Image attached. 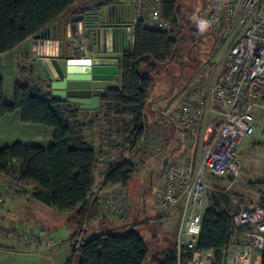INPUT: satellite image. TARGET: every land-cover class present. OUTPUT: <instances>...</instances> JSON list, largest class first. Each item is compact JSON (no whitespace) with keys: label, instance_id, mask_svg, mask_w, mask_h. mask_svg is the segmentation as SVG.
Masks as SVG:
<instances>
[{"label":"trees","instance_id":"trees-1","mask_svg":"<svg viewBox=\"0 0 264 264\" xmlns=\"http://www.w3.org/2000/svg\"><path fill=\"white\" fill-rule=\"evenodd\" d=\"M213 1L208 0V5ZM82 5L81 0H0V54L62 20L68 21L70 17L75 21L81 19L85 9ZM200 5L195 7L192 0L163 3L162 17L171 22V33L148 28L140 21L134 24L131 49L124 52L118 61L121 85L110 86L102 92L97 110L105 117L127 116L126 120L119 118V121L123 127L122 140L130 150L143 136V123L148 111L153 110L149 92L154 78L168 70L171 64L178 62V67L187 66L181 60V45L187 37L182 13L189 10L190 16H203L200 11L204 4ZM188 29L194 33L191 39L195 45L199 40L197 31L192 26ZM191 60V66L198 68L197 56ZM188 88L191 87L185 83L181 101ZM14 109H19L21 121L25 123L51 127L52 142L46 147L20 142L1 147V178L12 177L20 181L25 188L23 192L28 187L33 199L57 211H71L66 219L67 225L73 229L69 241L75 240L94 220L105 224L108 219L97 217V197L88 200L95 183V171L101 164L107 165L101 187L117 184L127 187L135 167L127 159L110 165L101 160L103 152L95 149L82 133L89 123L76 120L78 108L74 104L57 100L43 86L20 79L14 85L12 102L6 103L0 78V112L4 114ZM253 185L258 187L259 200L264 202V174L252 182ZM238 195L244 194L218 189L209 192V204L203 213L197 241L199 249L211 248L218 258L231 238L240 234L242 228L232 227L230 202L232 196ZM156 213L159 216L156 220H161L163 215ZM126 215L120 217L121 222L125 221ZM137 225L140 224L134 223ZM174 235L170 237L168 246L156 249L150 257V264H176ZM147 252V241L138 232L128 230L120 234L113 228L77 240L65 264H142ZM261 264H264V245Z\"/></svg>","mask_w":264,"mask_h":264},{"label":"built area","instance_id":"built-area-1","mask_svg":"<svg viewBox=\"0 0 264 264\" xmlns=\"http://www.w3.org/2000/svg\"><path fill=\"white\" fill-rule=\"evenodd\" d=\"M86 6L105 8L102 24H94L95 35L111 50L116 27L109 24L117 18L121 24L134 27L138 21L146 27L171 33L172 24L162 17V5L178 0H81ZM206 29L223 39V71L217 74L202 96L188 88L178 109V125L199 141L198 156L164 164L160 174V193L156 210L165 215L179 211L174 235L176 264H261L264 245V202L246 195L231 197L232 227L242 228L216 257L211 248L199 249L197 241L203 213L209 204V180L212 177L238 175L241 163L237 148L256 127L264 126V0H215L203 15ZM83 19V20H82ZM81 29L93 23L81 18ZM93 20H96L93 18ZM91 21V22H90ZM73 47L84 52L77 42ZM113 46V45H112ZM105 47V48H106ZM90 61L88 58L86 59ZM213 123L208 124L207 120ZM166 141L158 133L143 135L126 158L139 166V156L160 154ZM101 160L105 161L104 155ZM107 173L100 170L98 183ZM97 189V217L109 219L126 215L129 198L126 187ZM25 190L20 181L6 177L0 182V203ZM226 191V190H225ZM0 237L15 240L24 247L47 251L56 240L47 233L20 229L0 221Z\"/></svg>","mask_w":264,"mask_h":264},{"label":"crops","instance_id":"crops-1","mask_svg":"<svg viewBox=\"0 0 264 264\" xmlns=\"http://www.w3.org/2000/svg\"><path fill=\"white\" fill-rule=\"evenodd\" d=\"M84 5H82L85 9L81 13V18L88 17L93 22L90 28L81 29L79 26H81L83 19L75 21L74 18L71 19L72 17H70V20H62L48 28L45 32L39 34V37L36 38V36H34L26 39L13 49L0 54V78L3 82L4 102H12L13 88L16 81L19 79L21 81H30L31 79L34 81L33 83L43 86L45 90H49L47 83L39 78L32 65V53L34 52L35 42L37 43V52L41 51L42 46L44 47V55L46 56L64 57L79 61H86L87 58L92 61L97 58L120 57L124 52L131 49L134 40V27L128 24H121L117 21V18L111 19L109 24L114 25L116 31H114V40H112L110 44L111 50H109L103 43V36L95 35L93 32L95 23H103L105 8L103 6L91 8L86 6V4ZM93 18L96 20H93ZM73 42H77L80 48L82 46L84 52L73 47ZM216 56L217 54L212 52L208 65L205 67L199 65L197 68L198 71L191 79V81L196 84L194 88L197 87L201 92L204 90L206 92L215 76L224 69L223 54L221 53L217 60ZM196 62H198V58ZM29 64L32 65V71L35 77L33 79L30 78V76H26L27 74L21 69ZM185 69L187 70V68ZM162 73L160 75H162ZM183 74L184 72L179 75L176 82L183 78ZM156 79L157 77L154 78L153 84ZM161 81H168V79L166 77V79H162ZM120 85L121 78L120 69L118 67V72L114 75L111 86L119 87ZM182 94H180L181 97H183ZM160 97L162 96H158L156 101L161 99ZM149 101H151V108L153 110L150 109L147 113L146 120L143 123V135L158 133L166 141V146L159 154L160 156L162 155L163 166L168 162L181 161L191 155L194 156L193 152L198 144L191 135L181 131L178 125V114H174L175 120L170 117V115L165 116L164 112L157 111L153 108L154 97L153 100H151L149 96ZM74 105L78 108L76 120H79L81 123H89L82 133L91 141L95 149H100V151L103 152L105 163L108 165L116 164L122 159H126L130 149L122 140L123 127L121 126L119 118L126 120L127 116L122 115L121 117L118 116L113 118L111 117L112 115H110V117H105L102 112H97L99 108L95 110H82L79 108L78 104ZM151 111L154 113L153 119L149 117ZM186 134L189 137L186 136ZM52 135L53 130L47 125L41 123H25L21 121L19 109H14L4 114L0 112V148L15 142H20L25 145L46 147L51 144ZM185 153L186 155H184ZM137 156L140 158L141 165L145 160L150 158L134 153L133 157ZM105 166L107 165L101 164L99 169L95 171V183L88 196V200L97 197L98 188L96 187H101L97 179L100 170ZM1 180L3 179L0 176V182ZM158 187L159 195L160 176ZM70 212L71 211H57L33 199L28 187H26V192L14 197H7L4 202L0 204V220H2V222L11 223L23 230L33 232L39 231L47 234H49L50 229L55 225H63L65 229H67V232L71 230L66 221ZM127 222L128 221H124L117 227H111L106 226V223L98 224L99 222L94 220L90 222L85 231L83 230L80 232L82 236L79 234L75 240L69 241L68 238L71 232L61 243H57L56 241L55 246L47 251H38L31 246L24 247L15 240L0 237V264H65L71 256L72 248L77 240L97 231L111 230L124 226L128 224ZM131 223L133 224V222Z\"/></svg>","mask_w":264,"mask_h":264},{"label":"rangeland","instance_id":"rangeland-1","mask_svg":"<svg viewBox=\"0 0 264 264\" xmlns=\"http://www.w3.org/2000/svg\"><path fill=\"white\" fill-rule=\"evenodd\" d=\"M192 1L197 8L201 6L200 4H204L200 11L204 15L208 8V0ZM182 15L184 16L183 21L185 23L184 33L187 37L183 40L184 42L181 45L183 53L181 60L186 62L187 66L184 68L178 67V62L171 64V67L163 72L162 75H159L154 84L151 85L149 95L151 100H153L154 97L153 108L157 111L164 112L165 116L170 115L174 120V114H178L179 104L182 98L180 94H184L185 80L188 79L186 81L188 87L194 88L196 85L191 79L198 69L196 66H191V59L197 56L199 65L205 67L208 65L212 52L217 54V60L224 50L223 39L221 37L208 33L206 29L207 25L203 29L201 28V22H205L203 16H190L191 13L189 10H185ZM190 26L196 29L197 36L199 37L195 45L192 43L191 39L194 33L188 29ZM198 51L200 52L199 54L197 53ZM22 68V71L27 74L26 76H30L32 79L35 78L31 64ZM185 68H187V70ZM182 70L184 72L183 78L176 82ZM166 77L168 81H161L162 79H166ZM30 82L34 81L30 79ZM194 90L196 95L199 96L206 93L205 90L201 92L197 87L194 88ZM158 96L162 97L156 101ZM149 117L153 119L154 113L152 111L149 113ZM207 123L212 124V119H208ZM188 135L186 134V136ZM197 144L193 152L195 157L198 156L199 145H201L199 141H197ZM184 155H186V153ZM237 155L241 163L238 175L233 181L228 177H212L209 180V192L211 190L213 192L217 189L222 191L227 190L232 193L244 194L253 199H259L258 187L256 185L252 186V182L262 178L264 174V126H261V128L256 127L252 134L242 140L237 148ZM162 166V155L160 156L159 154L151 155L142 165L139 164V166H135V171L126 187L130 210L124 220L128 221V224L116 228V232L120 234L128 230H135L147 241L148 252L142 264H150V257L156 249L168 246L171 240L170 237L172 234H175L178 227V210H173L163 215L159 221L156 220V218L159 217L156 216V198L159 192V174L162 171ZM112 186L113 185L102 186L101 188L105 187L104 190L116 189V187ZM120 217L109 218L108 221L106 220V226H119L123 223ZM131 222H133V224ZM134 222L140 225L134 226ZM143 223L145 225H142ZM72 231V228L67 232V229H65L63 225H55L50 229L49 235L54 237L57 243H61ZM80 236H82V234Z\"/></svg>","mask_w":264,"mask_h":264},{"label":"water","instance_id":"water-1","mask_svg":"<svg viewBox=\"0 0 264 264\" xmlns=\"http://www.w3.org/2000/svg\"><path fill=\"white\" fill-rule=\"evenodd\" d=\"M36 45L35 42L32 65L39 78L47 83L50 96L65 103L78 104L82 110L98 109L102 92L111 86L118 72L119 57L79 61L46 56L44 47L37 52Z\"/></svg>","mask_w":264,"mask_h":264},{"label":"clouds","instance_id":"clouds-1","mask_svg":"<svg viewBox=\"0 0 264 264\" xmlns=\"http://www.w3.org/2000/svg\"><path fill=\"white\" fill-rule=\"evenodd\" d=\"M206 26V22H201V28L203 29Z\"/></svg>","mask_w":264,"mask_h":264}]
</instances>
